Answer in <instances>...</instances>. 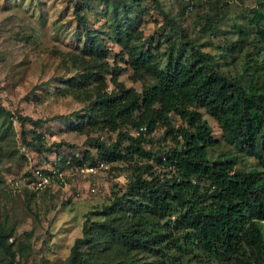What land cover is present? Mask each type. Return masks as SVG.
<instances>
[{"label":"rangeland","instance_id":"1","mask_svg":"<svg viewBox=\"0 0 264 264\" xmlns=\"http://www.w3.org/2000/svg\"><path fill=\"white\" fill-rule=\"evenodd\" d=\"M75 2L82 3L80 12L84 13L87 27L98 34L107 50L105 60L119 68L117 80L137 92L153 82L148 76L134 79L125 54L117 58L121 47L111 26L121 16L119 0H0V105L5 109L0 112V225L12 230L7 242L14 251L10 259L0 249V264H50L64 260L73 240L81 235L85 217L99 220L91 212L106 203L112 192L121 193L131 174L128 163H108L110 168L95 179L99 191L81 198L72 196L75 186L71 184L62 189L47 188L31 196L20 181L31 168L49 164L55 157L83 161L100 158L93 139L99 137L108 145L115 137V132L99 130L88 122L87 104L94 95L91 94L94 84L89 81L73 90L81 72L77 60L86 43L83 26L76 19ZM127 5V19L132 22L134 35L131 40L138 45L146 39L141 47L156 50L160 65L165 63L169 50L188 57V41L209 52L214 66L230 77L240 74L242 64L254 57L252 34L241 33L240 29L252 16L253 9L264 10V0H158L159 7L152 0H127ZM167 19L174 25L170 26ZM208 19L207 28L204 24ZM236 39L239 43L234 45ZM243 73L241 84L247 87L254 72L247 68ZM106 82L105 91L114 88L109 75ZM189 108L199 112L218 141L206 148L210 162L234 161V169L264 177V167L227 143L218 123L202 107ZM16 114L44 121H26V141H23ZM166 119L171 125L170 134L165 133L166 126L161 121H156L153 130L144 134L141 146L146 154H132L127 139L122 144L137 165L149 164L152 174L160 180L170 178L174 168L159 158L163 159L167 149L178 146L171 134L186 126L185 120L172 111ZM132 129L130 125L122 127L129 133H134ZM33 130L42 135L43 146L26 144L32 139ZM14 180H19L18 185ZM84 184L80 180L76 187L84 189ZM199 184L201 189L208 186L205 180H199ZM207 203L208 200L203 204ZM170 204L174 211L169 216L172 222L184 213L186 205L174 201ZM259 228L264 239V220L259 222ZM170 231V239L180 235L175 229ZM19 243L23 256L16 248ZM165 252L169 257L164 264H197L198 258L206 264H221L201 255L195 247L179 254L170 245Z\"/></svg>","mask_w":264,"mask_h":264},{"label":"trees","instance_id":"2","mask_svg":"<svg viewBox=\"0 0 264 264\" xmlns=\"http://www.w3.org/2000/svg\"><path fill=\"white\" fill-rule=\"evenodd\" d=\"M119 2L121 16L111 26L121 47L117 58L125 54L134 79L148 76L153 82L137 92L117 80L119 68L105 60L107 50L98 34L87 27L84 13L80 12L82 3L75 2L76 19L83 26L86 43L77 60L81 72L73 90L89 81L94 84V95L87 104L88 122L99 130L115 132V137L108 145L99 137L93 139L100 158L83 161L60 156L58 164L63 165L67 158L75 165L121 161L130 164L131 174L121 193L112 192L106 203L91 212L99 220L85 217L81 235L73 240L65 259L50 264H164L169 257L165 249L170 245L179 254L195 247L201 255L221 264H264V239L259 228V222L264 220V177L234 169V161L210 162L206 148L218 141L199 112L189 108L202 107L218 123L227 143L264 167V10L253 9L252 16L241 27V33L252 34L256 45L254 57L242 64L240 74L230 77L214 66L209 52L195 47L191 41L187 43L188 57L169 50L165 63L160 65L156 50L141 47L146 39L138 45L131 40L134 35L132 22L127 19V0ZM152 2L159 7L158 0ZM208 22L210 19L204 24L207 28ZM167 23L174 25L169 19ZM238 43L236 39L234 45ZM247 68L252 69L254 76L244 87L241 78ZM106 75L114 86L109 91H105ZM2 111L5 109L0 105ZM171 111L184 119L186 126L171 134L178 146L167 149L163 159L159 158L174 168L170 178L160 180L152 174L149 164L137 165L122 144L127 139L132 154H146L141 146L144 134L153 130L156 121L165 124V133L170 134L172 129L166 116ZM15 119L23 141L26 121H44L20 114ZM125 125H130L134 132L139 126L144 130L129 133L122 130ZM31 134L28 146L44 145L40 133L33 130ZM199 180L207 181L208 186L201 189ZM170 201L186 205L184 213L172 222L169 216L174 211ZM173 229L180 235L170 239ZM11 232L0 225V249L13 259L14 251L7 242ZM21 246L19 243L16 248L23 256ZM202 260L198 258L197 264H206Z\"/></svg>","mask_w":264,"mask_h":264},{"label":"built area","instance_id":"3","mask_svg":"<svg viewBox=\"0 0 264 264\" xmlns=\"http://www.w3.org/2000/svg\"><path fill=\"white\" fill-rule=\"evenodd\" d=\"M144 130L143 126H139L134 134H138ZM59 157L46 165L35 166L30 169L28 176L22 177L20 181L24 188L29 192L38 194L47 188L70 187V184L75 186L72 196L81 198L83 196L94 194L99 191L96 177L100 176L102 171L108 169V163L98 160L93 164H72L67 158L63 165L58 164ZM84 181V189L76 187L78 181ZM19 180H14V184L18 185ZM72 187V186H71ZM83 190V191H81Z\"/></svg>","mask_w":264,"mask_h":264}]
</instances>
